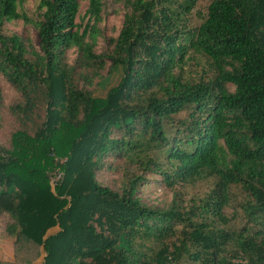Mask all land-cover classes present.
<instances>
[{
	"label": "trees",
	"instance_id": "obj_1",
	"mask_svg": "<svg viewBox=\"0 0 264 264\" xmlns=\"http://www.w3.org/2000/svg\"><path fill=\"white\" fill-rule=\"evenodd\" d=\"M81 1L38 0L29 13L25 0H0V73L16 93L6 104L0 84V118L15 122L0 143V217L15 258L32 264L38 250L20 253L32 244L42 264H264V0H211L193 27L197 0H88L85 24ZM116 2L122 25L98 51ZM16 21L38 47L6 28ZM196 56L212 76L186 74ZM155 174L167 205L138 195ZM210 177L186 204L178 185ZM231 185L249 195L239 230L223 212Z\"/></svg>",
	"mask_w": 264,
	"mask_h": 264
},
{
	"label": "rangeland",
	"instance_id": "obj_2",
	"mask_svg": "<svg viewBox=\"0 0 264 264\" xmlns=\"http://www.w3.org/2000/svg\"><path fill=\"white\" fill-rule=\"evenodd\" d=\"M211 0H197L195 6L191 9L187 22L189 26L193 27L201 22V17L206 14L207 5ZM38 0H25L23 3V8L29 13L35 11ZM88 7V0L81 1V6L79 14L76 21H82L85 24L88 17L84 16L85 11ZM124 7L121 3H111L108 4L103 13V20L98 24L99 28L102 30V34L98 36V46L97 50L101 51L106 46V38L110 35H116L120 29L123 16ZM6 28L9 31L15 32L22 37L30 36L32 41L37 44L38 47V34L36 29L31 24H25L22 21L10 22L6 24ZM71 62L76 57L75 52H70ZM185 70L187 75H191L194 79L198 80L200 77L204 79L208 78V75L213 74V69L208 65L207 61L203 58L196 56L194 59H189L188 63L185 65ZM119 81V76L117 74L111 76L109 81L104 86H99L98 90L95 91V95L105 96L109 88L116 85ZM0 84L4 89V99L6 104H10L15 98L16 93L11 89L6 79L0 73ZM91 88V87H88ZM45 108V100L38 99L37 105L32 112L31 121L32 123L39 122L43 118V111ZM14 119L7 113V111H2V117L0 118V143H7L8 131H11L14 126ZM59 178L58 174L50 175L51 185ZM101 181V179H98ZM159 180L157 174L152 176V180L141 185L139 188L138 195L142 200L148 204H164L167 205L172 199V192L165 186H163ZM214 178H208L204 180H197L190 183L179 184L178 189L181 190L183 198L186 204H192L199 198L204 197L210 190L214 183ZM110 182L111 181H107ZM52 185V186H53ZM229 200L224 207V214L227 218L226 228L230 230L241 229L246 222V214L243 211V206L245 202L249 199L247 191L241 185H231L229 190ZM5 217H0V261H8L16 264H28L27 261L19 262L18 258H15V237L5 236L2 233L1 224L3 223ZM58 230L57 226L51 227L47 234L54 233ZM23 250V249H22ZM22 252V257H32L36 250H38L37 257L33 260L32 264H42L44 252L42 247L36 248L29 244L24 248ZM234 262H240V258L233 260ZM182 264H193L190 261L183 260Z\"/></svg>",
	"mask_w": 264,
	"mask_h": 264
}]
</instances>
